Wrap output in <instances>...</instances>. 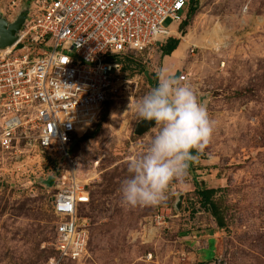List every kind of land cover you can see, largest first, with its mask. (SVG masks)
<instances>
[{
  "label": "rangeland",
  "instance_id": "1",
  "mask_svg": "<svg viewBox=\"0 0 264 264\" xmlns=\"http://www.w3.org/2000/svg\"><path fill=\"white\" fill-rule=\"evenodd\" d=\"M28 4L0 0V19L7 25L24 20ZM185 14L191 18L184 34L179 29L172 37L183 45L165 61L153 53L142 73L125 70L131 83L71 150L91 196L78 215L89 239L84 259L59 260L53 245L58 160L38 157L24 143L0 150V264H207L193 248L204 242L185 237L219 231L201 208L195 184L216 191L212 201L225 225L217 259L209 264H264V0H198ZM210 38L216 46L205 44ZM186 42L197 45L194 53ZM162 69L191 86L215 122L214 132L202 152H193L197 159L187 173L169 183L166 200L130 207L121 193L129 161L144 154L159 131L154 126L135 134L142 121L136 105ZM161 215L164 222L156 224ZM205 256L212 259L210 252Z\"/></svg>",
  "mask_w": 264,
  "mask_h": 264
},
{
  "label": "built area",
  "instance_id": "2",
  "mask_svg": "<svg viewBox=\"0 0 264 264\" xmlns=\"http://www.w3.org/2000/svg\"><path fill=\"white\" fill-rule=\"evenodd\" d=\"M28 1L16 41L0 48V150L24 143L38 157L58 160L62 173L52 178L53 245L59 260L80 261L89 239L78 215L91 196L71 150L133 80L125 72L126 60L145 65L153 53H162L198 0ZM189 50L194 53L195 47ZM161 222L162 215L155 218Z\"/></svg>",
  "mask_w": 264,
  "mask_h": 264
},
{
  "label": "clouds",
  "instance_id": "3",
  "mask_svg": "<svg viewBox=\"0 0 264 264\" xmlns=\"http://www.w3.org/2000/svg\"><path fill=\"white\" fill-rule=\"evenodd\" d=\"M136 110L142 120L155 121L159 131L146 152L129 161L122 198L130 207L156 206L166 200L169 183L183 177L197 159L193 152L209 144L215 122L191 86L163 69L158 85L137 102Z\"/></svg>",
  "mask_w": 264,
  "mask_h": 264
},
{
  "label": "trees",
  "instance_id": "4",
  "mask_svg": "<svg viewBox=\"0 0 264 264\" xmlns=\"http://www.w3.org/2000/svg\"><path fill=\"white\" fill-rule=\"evenodd\" d=\"M197 4V5H196ZM198 6V3L195 1L191 2L190 10H193V12L196 10V7ZM189 14V13H188ZM190 19L191 16H187V19ZM187 27V20L185 23H183L181 27V33L184 34V30L182 29L183 27ZM183 45V41L179 43V40L177 38H171L169 39L168 43L162 48V56L163 59L165 57H169L171 55H174L177 51V49ZM135 66L136 70L138 72H144L145 68L144 65L134 63L132 59H127L125 63V70H127L129 67ZM152 77V82H153V87L155 88L158 85V76H151ZM195 156V154L193 153ZM196 189L200 192L201 194V208L207 213V215L211 218V220L214 222L216 228L219 231H223L225 228L224 225V220L220 213L218 212V209L215 205V203L212 201L213 196L215 195L216 191L214 189H208V188H202L201 186H198L195 184Z\"/></svg>",
  "mask_w": 264,
  "mask_h": 264
},
{
  "label": "water",
  "instance_id": "5",
  "mask_svg": "<svg viewBox=\"0 0 264 264\" xmlns=\"http://www.w3.org/2000/svg\"><path fill=\"white\" fill-rule=\"evenodd\" d=\"M23 17H20L14 24L7 25L0 19V48L12 46L16 41L15 34L20 30L23 24ZM155 126V121L142 120L135 129L136 135H143Z\"/></svg>",
  "mask_w": 264,
  "mask_h": 264
},
{
  "label": "crops",
  "instance_id": "6",
  "mask_svg": "<svg viewBox=\"0 0 264 264\" xmlns=\"http://www.w3.org/2000/svg\"><path fill=\"white\" fill-rule=\"evenodd\" d=\"M169 58V57H165L164 58V61ZM175 66V65H174ZM173 67V66H172ZM206 188V187H205ZM197 234V233H195ZM199 235H193V234H187L184 233V235H186L185 237H189V238H193V237H197L198 240L200 242H204L200 248V245L198 244V242H195L193 248H195V251L197 252V256L199 257V262L202 263V262H205L207 264L213 262V260L217 259V246H218V237H219V231L216 232L215 229H211V230H208V231H205V233L201 234V233H198ZM204 235V236H203ZM205 235H207L205 237ZM211 253L212 255V259L209 260V261H206L204 257L205 256V253Z\"/></svg>",
  "mask_w": 264,
  "mask_h": 264
},
{
  "label": "bare ground",
  "instance_id": "7",
  "mask_svg": "<svg viewBox=\"0 0 264 264\" xmlns=\"http://www.w3.org/2000/svg\"><path fill=\"white\" fill-rule=\"evenodd\" d=\"M185 38V37H184ZM188 45H189V49L191 46H193V44L189 43V42H186ZM197 46V45H196Z\"/></svg>",
  "mask_w": 264,
  "mask_h": 264
}]
</instances>
